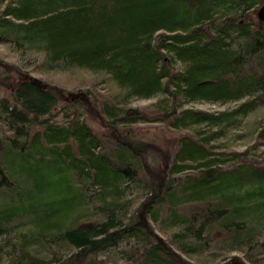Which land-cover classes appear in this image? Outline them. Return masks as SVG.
<instances>
[{"label":"trees","instance_id":"obj_1","mask_svg":"<svg viewBox=\"0 0 264 264\" xmlns=\"http://www.w3.org/2000/svg\"><path fill=\"white\" fill-rule=\"evenodd\" d=\"M262 6L0 0V45L43 55L39 73L98 79L66 87L0 59V194L15 196L0 207V237L26 225L20 215L32 227L11 264H108L98 256L123 245L118 264H195L212 244L243 254L217 264L254 263L244 249L264 236V118L245 121L264 109ZM140 124L159 133L137 139ZM234 131L253 143L226 149Z\"/></svg>","mask_w":264,"mask_h":264},{"label":"rangeland","instance_id":"obj_2","mask_svg":"<svg viewBox=\"0 0 264 264\" xmlns=\"http://www.w3.org/2000/svg\"><path fill=\"white\" fill-rule=\"evenodd\" d=\"M0 59L4 60L6 62H9L11 64H14L21 68L20 71L26 72L29 76L45 80L50 83L55 84H61L66 85V87L69 86H77L82 88H88L91 87L92 82H97V78H93L94 76H89L86 72H74L72 74H64L60 71L56 72H50V73H39L37 70L38 64L42 61L43 55L32 52L31 50H19L16 47L13 46H6V45H0ZM111 85H109L110 87ZM95 89L99 90L100 93H107L110 91L108 89V85H100L98 87H94ZM91 88V89H94ZM1 97H8V95L1 90L0 92V98ZM158 97L154 98L153 100L147 101V100H137L132 99L130 102V105L132 107H142L146 106L148 104H151L152 102L157 101ZM238 103L229 102L224 104H212L207 102H197L192 103L189 105L190 108L195 110H202V111H208V112H223L228 111L237 106ZM60 118V117H59ZM264 118V109L258 111L255 114L250 115L245 122H253L258 121L260 119ZM61 122V120H57ZM93 126V130L96 132H100L102 128H99L98 125L95 123L91 124ZM202 133H208L209 128L204 127L202 128ZM152 133H159V126L154 124H140L135 129V136L137 139L139 138H150L152 137ZM239 131H234L232 133H229L226 138L223 140L225 144V148L232 151H241L247 148L249 145L253 143V137L248 136L247 139H240L236 136H238ZM257 155L264 156V152L261 149ZM264 158V157H263ZM22 182L19 180L18 186ZM88 195V202L91 205V210H93V207H96L95 204V196H93V191L91 189L86 190ZM15 197L12 193H8L7 196L0 194V207L4 206L6 203L12 202L11 197ZM79 211V210H78ZM28 215H20L19 218H23L21 225L26 224L25 226L12 230L9 234H6L3 237H0V245L5 246L3 247L0 255V264H11L18 255L17 250L19 248V245L22 243V241L28 236V231H31V226L28 225L31 223L30 219L27 218ZM30 217V216H29ZM31 218V217H30ZM26 229V230H25ZM30 229V230H29ZM264 240V236L259 237L257 239V242L254 241L253 244H251V247H245V251L248 249L252 253V261L254 263L252 264H264V250L261 248V242ZM11 245H15V247H11ZM124 248L123 246H119L118 248L110 250L106 254H101L98 256L99 260H107L108 264H118L121 260V254L119 253L120 250ZM35 254H39L41 252V249L34 248L32 249ZM53 251V250H52ZM59 255L62 254L61 251H59ZM241 251H226L225 250H219V248L212 244L205 252H203L201 255L197 257H193L192 259L187 258L189 261L195 263V264H217L219 262H223V260H226L233 256H243V254L240 253ZM50 254L52 252H49ZM46 256H48V252H45ZM51 256V255H50ZM49 256V257H50Z\"/></svg>","mask_w":264,"mask_h":264},{"label":"water","instance_id":"obj_3","mask_svg":"<svg viewBox=\"0 0 264 264\" xmlns=\"http://www.w3.org/2000/svg\"><path fill=\"white\" fill-rule=\"evenodd\" d=\"M258 17L264 21V6H262L258 11H257Z\"/></svg>","mask_w":264,"mask_h":264}]
</instances>
